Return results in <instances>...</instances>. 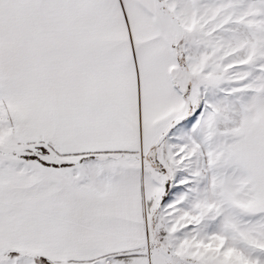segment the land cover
I'll return each instance as SVG.
<instances>
[{"label":"snow or ice","instance_id":"6c2138e0","mask_svg":"<svg viewBox=\"0 0 264 264\" xmlns=\"http://www.w3.org/2000/svg\"><path fill=\"white\" fill-rule=\"evenodd\" d=\"M0 264H264V0H0Z\"/></svg>","mask_w":264,"mask_h":264}]
</instances>
